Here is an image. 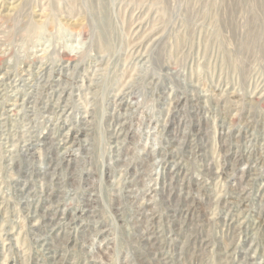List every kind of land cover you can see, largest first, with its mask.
I'll return each mask as SVG.
<instances>
[{"label":"rangeland","instance_id":"1","mask_svg":"<svg viewBox=\"0 0 264 264\" xmlns=\"http://www.w3.org/2000/svg\"><path fill=\"white\" fill-rule=\"evenodd\" d=\"M0 264H264V0H0Z\"/></svg>","mask_w":264,"mask_h":264},{"label":"bare ground","instance_id":"2","mask_svg":"<svg viewBox=\"0 0 264 264\" xmlns=\"http://www.w3.org/2000/svg\"><path fill=\"white\" fill-rule=\"evenodd\" d=\"M4 79V78H3ZM2 127V126H1Z\"/></svg>","mask_w":264,"mask_h":264}]
</instances>
